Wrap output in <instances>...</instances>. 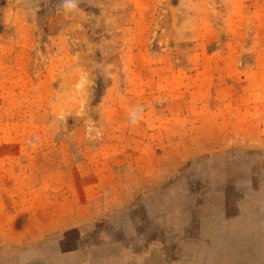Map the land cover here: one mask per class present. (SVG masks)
Listing matches in <instances>:
<instances>
[{
  "label": "rangeland",
  "instance_id": "374dc122",
  "mask_svg": "<svg viewBox=\"0 0 264 264\" xmlns=\"http://www.w3.org/2000/svg\"><path fill=\"white\" fill-rule=\"evenodd\" d=\"M264 0H0V264H264Z\"/></svg>",
  "mask_w": 264,
  "mask_h": 264
},
{
  "label": "crops",
  "instance_id": "0c3cea01",
  "mask_svg": "<svg viewBox=\"0 0 264 264\" xmlns=\"http://www.w3.org/2000/svg\"><path fill=\"white\" fill-rule=\"evenodd\" d=\"M253 216L256 226L258 225L260 229L259 231L264 233V209L256 208V211H254Z\"/></svg>",
  "mask_w": 264,
  "mask_h": 264
}]
</instances>
